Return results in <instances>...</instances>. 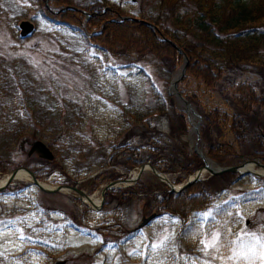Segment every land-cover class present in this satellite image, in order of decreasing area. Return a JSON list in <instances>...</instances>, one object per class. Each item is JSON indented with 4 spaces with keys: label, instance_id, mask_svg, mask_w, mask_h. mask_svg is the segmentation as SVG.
Returning a JSON list of instances; mask_svg holds the SVG:
<instances>
[{
    "label": "rangeland",
    "instance_id": "rangeland-1",
    "mask_svg": "<svg viewBox=\"0 0 264 264\" xmlns=\"http://www.w3.org/2000/svg\"><path fill=\"white\" fill-rule=\"evenodd\" d=\"M46 1L45 8L57 15L70 10ZM75 1L89 6L96 0ZM100 1L108 14L121 11V21L144 22L158 32L148 18L155 12L144 8L153 6L152 0ZM72 8L85 17L81 30L49 22L39 0H0V180L27 168L50 188L67 178L78 181L72 189L45 193L17 179L0 191V264H264V177H212L207 172L182 197L206 199L211 206L185 216L163 209L184 213L187 206L179 195L176 204L171 202L182 192H172L150 169L136 183L117 184L121 188L103 196L110 183L131 179L144 164L167 175L176 187L187 184L204 166L194 149L197 143L216 167L246 161L264 165L261 129L253 133L247 128L239 140L224 125H207L198 111L221 108L232 116L238 111L231 99L234 87L248 83L263 95L264 77L235 71L210 87L196 76L179 81L178 92L194 99L189 102L202 119L198 142L193 132L198 119L190 122L174 94L184 57L150 60L145 43L141 54L120 42L114 44L118 54L108 53L91 42L100 31L88 32L90 12ZM23 23L33 27L24 37ZM162 65L164 73L158 68ZM172 108L184 113L189 123L185 134L173 129ZM256 110L262 121L264 106ZM207 135L212 144H231L228 152L235 156L227 161L208 156ZM35 141L51 150L55 162L30 155ZM158 162L165 168H158ZM74 188L100 199L102 209L94 211ZM153 214L161 216L135 231ZM213 236H218L215 247L210 246Z\"/></svg>",
    "mask_w": 264,
    "mask_h": 264
},
{
    "label": "trees",
    "instance_id": "trees-1",
    "mask_svg": "<svg viewBox=\"0 0 264 264\" xmlns=\"http://www.w3.org/2000/svg\"><path fill=\"white\" fill-rule=\"evenodd\" d=\"M43 1L39 0V4L49 22L71 28L79 29L85 26L84 15L73 10L72 7L87 9L91 14V21L86 27L88 32L95 33L96 29L100 31L93 34L91 42L108 53L118 54L114 51V44L120 42L118 44L130 47V51L136 50L141 54L142 44L145 43L147 49H143L149 51V54L145 55H149L150 60L155 61L161 58L165 61L164 56L170 58L174 56L179 60L181 54L169 41L177 44L189 59L184 81L196 76L204 80L208 87L213 83L216 86L223 75L227 76L235 71L257 73L264 77V64L256 63L262 62L264 58V0H152L153 6L145 5L144 8H151L155 12L148 17L149 21L153 22L151 24L158 29L155 33L152 27L144 22L121 21L123 15L121 11L113 10L111 14H108L104 10L105 4H101L100 0H96L89 6L78 5L75 0H50L53 8L64 5L70 9L59 15L48 13ZM126 35L130 36L129 39L122 40ZM191 40L194 43H191ZM158 68L160 72H166L164 65ZM180 92L188 101L194 100L183 90ZM172 99L168 96V100L172 101ZM231 99L238 110L232 116L221 108L209 111L197 108L203 117V122L207 125L208 122L215 123L217 126L224 125V129L236 135L239 140L244 139L243 133L247 132V128L253 133L261 129L258 136L264 157V118L261 121L260 112L256 110L257 106H264V94H258L251 84L241 83L234 87ZM170 120L174 130L177 129L181 135L186 133L189 123L184 113L172 108ZM207 139L210 142L207 144L208 156L219 161H227L235 156L228 152L233 149L231 144L224 141L212 144L213 140L208 138V135ZM156 165L160 169L165 168L159 162ZM183 194L182 192V194L174 195L171 202L178 198V195L184 198L183 203L187 206L184 213L172 207H163V209L185 216L192 211H203L211 206L206 199L190 200L182 197ZM173 203L176 204L175 201Z\"/></svg>",
    "mask_w": 264,
    "mask_h": 264
},
{
    "label": "water",
    "instance_id": "water-1",
    "mask_svg": "<svg viewBox=\"0 0 264 264\" xmlns=\"http://www.w3.org/2000/svg\"><path fill=\"white\" fill-rule=\"evenodd\" d=\"M48 4V0L46 1ZM48 7V6H47ZM22 36H28L32 31H33V27L31 25H29L28 23H23L22 24ZM169 43L184 57L185 60V65L182 69V72L180 73V75L173 81V87L176 89L174 90V94L180 98V100L182 101V103L185 106V109L189 115V120L191 123H193V116L195 117V119L197 120V123L193 126V132L196 133L197 137H198V142L200 141V124H201V116L195 111L193 105L187 100L185 99L177 90V85L179 83V81H181L186 73L187 70V66L189 63L188 57L185 55L184 51L177 46L175 43L169 41ZM191 114L193 116H191ZM197 143L195 145V152L201 157V159L204 161V166L201 167L195 174L194 177L192 179H189L188 183L185 185H182L181 188L174 186L171 181L169 180V178L167 177V175L161 173L157 168L151 166V165H142L139 170H138V174L137 176L133 177V178H128L125 181H118L117 183H110L104 190H103V196L105 195V193L107 191L110 190H114V189H118L120 188L119 186H117V184H122V183H129V182H134L136 183V181H138L142 174L144 173L145 170H147V168H149L161 181H163L164 183H166L172 190V192L178 193V192H182L183 190L187 189L189 186H191L194 183L203 181L202 178L204 176L205 171H207L210 176H216V175H221V174H225V173H238L240 176H244L247 174H251L254 175L258 178H263L264 177V165L259 164L256 161H246L245 163H243L242 165L239 166H235V167H227V168H223V167H211V165H209L208 163V159L205 155L202 149H199ZM38 154L39 157L46 159L48 161H54L55 160V156L53 155V153L51 152V150L41 141H35L32 145V149L30 151V155L32 154ZM211 161V160H210ZM213 164H215L213 161H211ZM249 164H253L255 166H259L261 168H263V171L259 172V171H245L243 172L244 169L247 168V166ZM24 170L27 173H29V177L31 178L32 182L34 185H36L41 191L46 192V193H55V192H61L63 190H67L65 187H56V188H50L48 186H46L44 183H41L34 175L33 172L27 170V169H18L14 172L11 173V175L6 179V182L0 186V191L3 190L4 188H6L8 185H10L13 181H15L17 179V175L18 173ZM132 174L128 175L129 177H131ZM127 186V185H126ZM179 188V189H177ZM75 191H77L81 197L85 198L87 201L92 202V199L90 197H88L83 191H80L78 189H75ZM103 203V200H102ZM94 205V204H93ZM96 209H98L99 207H97V205H94ZM158 217V214H153L151 215L149 218H144L143 221L141 222V224L135 229V231L141 230L143 228H145L152 220H154L155 218ZM66 262H61L58 264H65Z\"/></svg>",
    "mask_w": 264,
    "mask_h": 264
},
{
    "label": "bare ground",
    "instance_id": "bare-ground-1",
    "mask_svg": "<svg viewBox=\"0 0 264 264\" xmlns=\"http://www.w3.org/2000/svg\"><path fill=\"white\" fill-rule=\"evenodd\" d=\"M174 90H176V89L174 88ZM192 119H193V121H194L195 118H192ZM195 121H196V120H195ZM194 123H195V122H194ZM208 163H209V165H211V167H216V164H213L210 160H208ZM148 169H149V168H147V170H148ZM245 171H257V170H256V166L253 165V164H249V165L247 166V168L243 170V172H245ZM206 173H207V171H205L204 174H206ZM137 174H138V171H135L134 174H133L132 176L135 177V176H137ZM17 179H18V180H27V181H29V180H30V177H29V175H28L26 172L21 171L20 173H18V175H17ZM5 182H6V178L0 180V186L3 185ZM28 183H29V182H28ZM179 188H181V187H179ZM179 188H177V189H179ZM183 191H184V190H183ZM93 199H94V198H93ZM92 202H93L94 205H99V204L101 203L100 199L92 200Z\"/></svg>",
    "mask_w": 264,
    "mask_h": 264
},
{
    "label": "flooded vegetation",
    "instance_id": "flooded-vegetation-1",
    "mask_svg": "<svg viewBox=\"0 0 264 264\" xmlns=\"http://www.w3.org/2000/svg\"><path fill=\"white\" fill-rule=\"evenodd\" d=\"M71 181L73 184H67L68 183V181ZM78 183V181L77 180H74L73 178H71V180L69 179V178H67L66 179V181H63L61 184H59V185H61V186H70V187H74L73 185H75V184H77Z\"/></svg>",
    "mask_w": 264,
    "mask_h": 264
},
{
    "label": "snow or ice",
    "instance_id": "snow-or-ice-1",
    "mask_svg": "<svg viewBox=\"0 0 264 264\" xmlns=\"http://www.w3.org/2000/svg\"><path fill=\"white\" fill-rule=\"evenodd\" d=\"M218 240V236H213L211 247H215L216 241ZM208 246V245H206ZM261 259H264V253L261 254Z\"/></svg>",
    "mask_w": 264,
    "mask_h": 264
}]
</instances>
